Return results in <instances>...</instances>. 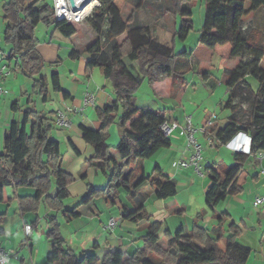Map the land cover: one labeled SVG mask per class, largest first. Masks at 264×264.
Wrapping results in <instances>:
<instances>
[{"label":"trees","instance_id":"1","mask_svg":"<svg viewBox=\"0 0 264 264\" xmlns=\"http://www.w3.org/2000/svg\"><path fill=\"white\" fill-rule=\"evenodd\" d=\"M145 0H138L139 8ZM191 0H170L172 12L180 14L181 22L175 28L173 40L186 38L192 28L191 11L186 4ZM205 17L197 42L190 53L175 52L172 45L161 43L149 33V28L134 24L135 13L130 12L124 21L121 10L126 0H99V6L93 10L90 19L91 27L97 40L88 47L86 71L99 67L104 77L109 80L114 93L111 105L96 107L95 112L100 122L98 129L81 126L83 139L94 149L88 163L98 169L106 178L103 187L88 184L81 203H88L92 198L102 196L104 201L117 208L120 220L133 223H146L143 235V247L133 253L122 249H108L102 255L94 247L91 251L75 254L66 246V241L59 231L55 216L48 217L50 228L46 237L50 242L47 264H245L250 255V248L238 243L235 237L239 234L235 223L225 236L223 249L217 245L206 229L194 225L189 233L182 228L173 234L165 232L167 246L158 244V232L161 223L152 218L144 207L146 193L139 187L149 184L154 188L155 196L167 199L177 192L176 184L161 172L155 165L150 174H145L142 166L137 172L133 162H141L151 157L161 148L171 145L168 136H164L159 126L167 117V110H153L136 107L132 104L134 94L141 82L147 77L152 79V69L158 68L165 74L163 80L152 79L155 89H161V83L170 82L176 85L175 97L180 98L186 86L183 74L189 69V57L193 55L199 60H210L216 53L220 57V65L226 59L235 60L244 55L232 70L227 72L225 85L229 88L228 96L222 104L228 115L222 127L216 128L213 121L210 127L214 135L212 144L215 147L225 145L238 132H245L251 137L250 154L232 153V163L225 165L212 162L205 166L209 185L205 191V205L213 213L215 207L228 196L240 193L246 182L248 172L246 163L258 151L264 153V69L260 65L264 57V42L256 41L251 35L245 36L241 29L242 18L259 8H264V0H204ZM246 2L249 6L246 7ZM4 21L3 40L11 44V50L4 52L6 59L16 58V67L22 74L32 79V87L43 99L47 97L48 82L42 74L46 63L35 49V28L38 24L52 25L66 38L74 35L80 25L75 20L54 19L52 2L47 0H5L2 5ZM104 24L107 25L104 31ZM125 34L122 42L115 38ZM101 35L105 40L113 41L109 52L102 47ZM55 61L54 63H56ZM132 62H136L137 73L131 71ZM184 68V70H180ZM205 74V73H204ZM257 81L256 89H252L246 77ZM58 74L51 75L54 91L69 96L59 85ZM167 90V88L161 89ZM241 91L249 102L248 118L240 123L236 115L234 100ZM129 105L120 115L119 105ZM16 101L12 108L17 109ZM21 122L12 121L3 137V151L0 154V203L10 200L7 187H32L33 196L20 197L22 211H36L39 202L44 198L46 205L53 209L62 208V200L68 196L67 184L72 177L61 167L62 154L59 143L50 133L53 118L32 107L22 110ZM112 124H116L121 136L114 149L117 159L112 155V147L106 142L107 132ZM54 185L56 192L50 196ZM122 189L132 203L125 204L116 191ZM68 218L78 216L76 208L64 210ZM222 215V214H221ZM223 217L218 216V220ZM2 216L0 215V220ZM3 232L0 229V234ZM157 258L155 262L151 256Z\"/></svg>","mask_w":264,"mask_h":264},{"label":"crops","instance_id":"2","mask_svg":"<svg viewBox=\"0 0 264 264\" xmlns=\"http://www.w3.org/2000/svg\"><path fill=\"white\" fill-rule=\"evenodd\" d=\"M141 7L139 8L141 9ZM261 13L264 14V8L252 11L242 18L241 29L245 36L251 35V33L264 35V17L260 16ZM121 16L124 21L128 16L124 15L123 7ZM138 17V13H135L136 20ZM246 20L247 25L244 26ZM4 26L3 21L0 25V67L6 66L7 71L0 76V84L5 89L4 94L0 97V154L3 151V137L9 124L12 121H22V110L25 107H32L46 114L52 113L51 115L47 114V116H51L53 120L58 109L72 108L71 111L66 113L70 126L61 128L53 122L50 133L51 137L59 143L62 154L61 167L72 177V180L67 184L68 196L62 200V208L58 210L48 207L43 198L39 202L36 211H22L19 198L33 196L35 194L34 188H14L12 185L7 187L10 200L6 203H0V215L2 216L0 229L3 230L0 234V245L12 251L7 264H47L46 258L51 249L50 242L46 237V232L50 228L49 216L56 217L60 234L66 241V246L77 255H80L83 251H91L94 247H97L96 251L99 255H102L108 249H122L128 253L141 249L143 247V235L146 232L145 222L133 223L120 220V213L117 208L107 204L102 196L94 197L88 203L80 202V198L84 195L88 184L103 187L106 183L103 173L88 163V160L94 154V149L83 139L81 126L98 129L100 122L95 110L89 111V108L83 106L84 95L87 91L94 93L96 97L94 109L111 105L114 101L111 84L104 77L100 68L93 67L87 74L86 64L89 57L87 50L90 46H87V44L89 40H85L82 44L85 48L79 50L76 46L69 45L64 41L70 39L76 33L66 38L52 25L43 24L46 35L39 38L36 33L39 24L36 26L34 47L46 63H53V66H45L42 69V74L46 76L48 82L47 97L43 99L32 87V79L22 74L16 67V58L6 59L3 56L4 52L11 50V44L3 40ZM91 32L95 34L92 29ZM124 37L125 34L123 33L115 40L120 43ZM262 60L263 58L260 65ZM55 61L57 62L54 63ZM232 61L230 70L237 64L234 60ZM64 64L66 65L65 69L62 68ZM132 66H136V62H132ZM54 72L58 74L61 90L69 96L64 97L61 92L52 89L50 78ZM96 74L101 77V81L95 79ZM249 78V76L245 78L247 83ZM149 89L156 94L155 83L152 79H149ZM228 91L229 88L226 86L225 99L228 96ZM180 98L178 99L179 102ZM14 101L18 104L17 109L12 108ZM223 101L216 105L213 113L208 111L205 106V108L199 106L191 113L181 108L178 115L174 112H167L166 120L177 121L182 124L184 117L190 115L192 124L203 127L205 131L204 134L198 136L200 143L207 147H213V145L207 144V137H213L214 135L213 132H210L213 121L216 128L222 127V124L219 123V119H221L219 115L223 114L222 119L226 121L228 113L222 111ZM132 104L134 105L133 100ZM121 107L125 110L129 105L122 102L118 107V115L122 113ZM111 130H113L112 125L108 129L107 137ZM180 130L181 127H178L169 136L171 145L168 148H161L151 157L140 163L135 161L132 164L136 166L137 172L139 167L142 166L146 175L150 174L154 166L157 165L161 172L176 184V194L167 199L157 198L154 188L147 183L139 187L147 195L144 201L145 209L153 219L161 223L158 232V244L164 248L167 246L166 231L173 234L182 228L184 233H189L194 225L206 229L213 239H217V245L221 249L225 246V236L229 234L232 223H235L236 229L239 231V234L235 237L238 243L239 239L245 235L250 240L253 236L252 232L255 230L261 234L260 227L264 224V205H256L255 198L258 195H264V156L260 158L250 157L248 164H246L249 165L252 171H248L245 165L248 177L243 184V190L238 194L228 196L220 202L213 213L205 205L204 195L210 183L205 167H201L205 172L204 175L202 172L199 174L195 171L194 166L190 163L192 150L185 145L184 136L180 135ZM113 133V139L118 137L120 139L121 133L118 127L113 130ZM109 145L112 147V155L117 159V153L112 152V150L115 151V145ZM178 160L186 162L187 165L175 164ZM148 169L151 170L147 173ZM55 192L56 187L52 185L50 196H53ZM121 192L124 193V197H122ZM116 193L125 204L132 207V203L127 198L124 190L119 189ZM227 200L231 201L228 206L226 205L227 207L221 205L225 204ZM249 204L260 211L255 224L248 223L247 207H249ZM74 207L78 212V216L68 218L63 214L64 210H71ZM218 216L223 217L222 220H218ZM111 217L119 219L117 225L113 229L104 228V224ZM25 224L32 226L29 236L24 234ZM162 238L166 241L164 246L160 244ZM250 250L252 249L250 248ZM245 264H247V261Z\"/></svg>","mask_w":264,"mask_h":264},{"label":"rangeland","instance_id":"3","mask_svg":"<svg viewBox=\"0 0 264 264\" xmlns=\"http://www.w3.org/2000/svg\"><path fill=\"white\" fill-rule=\"evenodd\" d=\"M5 0H0V25L3 23L2 20V5ZM51 1V0H47ZM138 2V0H126V2L123 5L124 9V15L129 16L130 12L138 13V18L134 21V24L137 25H143L144 27L149 24V33L157 39L161 43H168L169 45H172L175 52H182L186 51L187 53H190L192 49L194 48L199 32L203 26L204 23V17H205V1L204 0H191L189 1L186 6L191 11L190 20L192 23V28L189 30L187 36L185 39L180 40L179 38H175L173 40V34L175 28H178L180 22H181V16L180 14H175L172 12L170 0H145L143 4L141 5V9L136 8L135 5ZM94 4V3H93ZM249 6V2H246V7ZM93 11L89 16H87L85 19L80 21V29L76 32L74 36H72L70 39H66V41L69 45H74L79 50H83L85 48L84 42L85 40H89V43L87 46L90 45V43H93L97 40V35L92 34L91 32V22L90 19L92 17ZM262 14V13H261ZM127 16V17H128ZM261 17H264V14L260 15ZM43 24H39L37 28V36L39 38L45 37V28L42 26ZM247 25V20L246 24ZM107 25L104 24V31L106 29ZM246 30V28H245ZM92 31H94L92 29ZM251 36L256 40L260 42H264V35L260 34H252ZM124 39V38H123ZM121 40V42L123 41ZM100 42L102 47L109 52L113 41L105 40L104 36L101 35ZM248 55H244L242 57H239L235 59L234 61L238 63V61L241 58H246ZM224 62V61H223ZM234 62V63H235ZM233 61L226 59L223 65H220V57L218 54H214L210 60H199L195 58L193 55H190L189 57V69L183 74L184 80L187 83L185 86V90L181 94L180 102L175 97V88L178 84H173L170 82L161 83V89L167 88V90H161L158 88L156 90V94H154L149 89V79L146 77L140 84L139 88L137 89L136 93L133 97L134 106L141 107V108H149L154 110H161L165 108L166 112H174V114L178 115V112L181 111V108L184 109L186 112H193L196 108L199 106H202L203 108L207 107L208 111L214 112L216 105L226 100L224 98L225 96V81H226V70H230L231 65ZM261 67L264 69V57L261 63ZM63 69L66 68V65L64 64ZM180 70H184V68H180ZM131 71L136 74L137 73V65L132 66L131 65ZM152 72V79H160L163 80L166 78L165 74L158 68H153L151 70ZM205 73V74H204ZM95 79L98 81H101V77L98 76V74L95 75ZM248 84L252 89H256L257 87V81L250 77L248 79ZM224 102V101H223ZM180 103V104H179ZM236 105V115L240 123H243L248 118V112H249V102L248 99L245 97L244 91L239 93V96L234 100ZM205 106V107H204ZM90 110H95L93 107L89 108ZM123 107H121V112H123ZM224 111L223 113H228L229 111L227 109H222ZM221 119H219V123L224 125L225 121L222 119L223 114L219 115ZM112 129L116 130L117 126L116 124H112ZM113 130L109 132V135L107 137V143L116 145L118 143L119 137L114 138ZM116 142V143H115ZM213 145V144H212ZM202 150V157L200 160V166L205 167L206 165L211 164L212 162H219L225 165H229L232 163V150L227 149L224 145H221L219 147H207L203 145ZM113 153L116 154L114 150H112ZM248 164V162H247ZM246 164V167L248 171H252L251 168H249V165ZM201 168V172L204 175V171ZM151 169L147 170V173L150 172ZM122 197H124V193L121 192ZM230 199V198H229ZM230 200H227L225 204L221 205H227L230 203ZM71 206V205H70ZM73 206V205H72ZM224 206V208H225ZM226 206V207H227ZM70 208V207H68ZM259 209L254 208L249 204V207H247V213L249 216V224H255L257 223V219L259 218ZM263 216V215H260ZM264 223V221H263ZM259 229V227H257ZM261 234L258 233L257 230L253 231L251 236V239L248 240V236H242L241 239H239V243L250 247L251 254L249 255V259L247 260V264H264V224L260 227ZM161 245H166L165 239L160 240ZM151 258L157 262V258L155 256H151Z\"/></svg>","mask_w":264,"mask_h":264},{"label":"built area","instance_id":"4","mask_svg":"<svg viewBox=\"0 0 264 264\" xmlns=\"http://www.w3.org/2000/svg\"><path fill=\"white\" fill-rule=\"evenodd\" d=\"M52 7L54 11V19L56 21L59 20H75L82 21L87 16L91 14L95 7L99 6V0H74L76 8L73 9L69 3V0H51ZM94 3V4H93ZM83 6V8H82ZM89 7L88 11L83 15V10ZM6 66L0 67V76L6 72ZM5 89L0 84V97L4 94ZM96 105V97L94 93L87 91L83 98V106L87 108L95 107ZM72 108L66 107L64 109H58L55 112V124L61 128H67L70 126V121L66 116L68 111H71ZM181 127L180 135L184 136L185 145L192 150V154L190 157V163L194 166V169L197 173H201L200 160L202 157L203 146L198 140V136L200 134H204L205 131L203 127H197L192 124V118L190 115L184 117L183 123L179 124L177 121H167L165 120L159 126L160 131L164 136H171L175 129ZM207 144L212 145V137H207ZM227 149L232 150L233 152H243L250 154L251 149V137L241 131L238 132L232 140L227 142L224 145ZM256 157H263L264 153L262 151H258L255 154ZM178 165H187L186 162L182 160H178L175 162ZM256 205H264V195H258L255 198ZM119 219L111 217L106 224H104V228L113 229ZM32 231V226L30 224L24 225V234L29 236ZM12 255V251L0 245V264H7L10 257Z\"/></svg>","mask_w":264,"mask_h":264},{"label":"water","instance_id":"5","mask_svg":"<svg viewBox=\"0 0 264 264\" xmlns=\"http://www.w3.org/2000/svg\"><path fill=\"white\" fill-rule=\"evenodd\" d=\"M69 3H70V5H71V7H72L73 9L76 8V5H75V3H74V0H69Z\"/></svg>","mask_w":264,"mask_h":264},{"label":"bare ground","instance_id":"6","mask_svg":"<svg viewBox=\"0 0 264 264\" xmlns=\"http://www.w3.org/2000/svg\"><path fill=\"white\" fill-rule=\"evenodd\" d=\"M87 2H88V0H86V3ZM82 8H83V6H82ZM88 9H89V7H87L86 9H84L82 14L84 15L88 11Z\"/></svg>","mask_w":264,"mask_h":264}]
</instances>
